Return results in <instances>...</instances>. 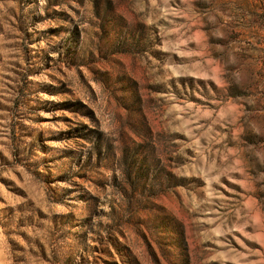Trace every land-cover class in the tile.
Wrapping results in <instances>:
<instances>
[{
  "label": "rangeland",
  "instance_id": "1",
  "mask_svg": "<svg viewBox=\"0 0 264 264\" xmlns=\"http://www.w3.org/2000/svg\"><path fill=\"white\" fill-rule=\"evenodd\" d=\"M0 264H264V0H0Z\"/></svg>",
  "mask_w": 264,
  "mask_h": 264
}]
</instances>
